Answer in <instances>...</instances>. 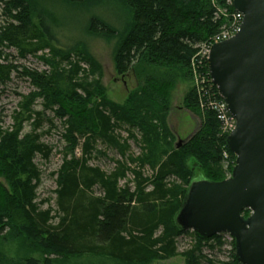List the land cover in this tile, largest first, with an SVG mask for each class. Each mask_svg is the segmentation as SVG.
I'll use <instances>...</instances> for the list:
<instances>
[{"label": "trees", "instance_id": "obj_1", "mask_svg": "<svg viewBox=\"0 0 264 264\" xmlns=\"http://www.w3.org/2000/svg\"><path fill=\"white\" fill-rule=\"evenodd\" d=\"M64 1L79 7L106 0ZM117 1L125 11L122 28L91 16L86 30L117 40L114 60L118 75L125 77L141 69L145 73L143 82L123 105L104 96L99 80L90 81L81 67L89 61L84 54H75L80 46L62 49L55 45L54 20L38 14L32 0H0L6 23L0 27V60L4 43L26 40L34 36L33 31L43 36L41 49H52L61 59L52 63L43 58L51 67L49 72L26 71L36 91L23 103L16 127L0 131V237L7 232L23 237L44 257L14 261L0 252V264H57L58 259L83 264L85 256L108 257L122 264H152L180 255L179 239L185 236L194 239L182 254L186 264H242L236 258L235 239L230 243L222 235L205 238L180 230L175 222L197 170L204 173L199 177L222 182L231 177L236 165L228 136L210 106L212 100L219 99L217 88L206 87L201 96L195 85L185 97L184 108L199 118L200 126L179 149L178 144L174 149L176 138L168 125L170 94L176 80L194 81V66L201 77H207L201 47L228 25L236 10L228 0ZM73 55L78 59H72ZM90 63L92 73H98L96 63ZM149 68L165 73L148 75ZM37 100L43 101L42 111L34 109ZM47 112L61 122L67 143V157L57 181V210L44 209V202H37L41 171L35 160L38 156L48 160L53 153L42 142L45 133L40 132ZM25 123H32L30 134H23ZM121 130H127L130 139L137 140L136 131L141 135L146 153L127 160L135 167L119 162L109 175L90 166L95 153L102 154L97 151L100 142L119 148L126 157L131 148L127 140L121 143ZM81 140L83 153L78 159L75 150ZM148 166L154 171L151 178L144 175ZM130 171L135 191L118 186V180ZM95 188L101 196L95 195ZM250 215L249 210L243 212L245 218ZM226 246L231 247L229 257L220 261L214 252Z\"/></svg>", "mask_w": 264, "mask_h": 264}, {"label": "rangeland", "instance_id": "obj_2", "mask_svg": "<svg viewBox=\"0 0 264 264\" xmlns=\"http://www.w3.org/2000/svg\"><path fill=\"white\" fill-rule=\"evenodd\" d=\"M32 3L35 5V11L38 14L45 13L54 20L52 21L56 24L55 34L57 39L55 45L62 49L80 46L75 54L80 55L82 53L84 54L83 58L89 61L88 63L82 62L81 67L90 75V81L99 80L104 96L108 100L119 105L125 104L129 94L143 82L144 71L141 69L137 72H131L125 77L118 75L114 60L117 40L92 35L86 30V24L91 16H98L115 27L122 28V23L125 21V11L121 4L117 0H106L96 5L79 7L69 5L64 0H32ZM222 13L225 16L227 15V17L230 16L225 10ZM1 14L0 10V27H3L6 23L5 18ZM33 34L34 36H30L28 39L18 43L6 42L3 44L2 52L4 55L0 60V65L2 66L0 67V131H7L16 127L18 114L22 112L23 103L36 91L30 79L26 76V71H51L50 65L43 60L44 57L52 63H59L61 60L54 50H42L41 48L44 46L43 36L39 37L38 31H33ZM72 59L78 58L73 55ZM90 61L96 63L99 69L98 73H92ZM62 66L66 67V63L63 62ZM147 71L150 72L148 75H162L165 73V70L154 68H149ZM194 86L195 82L193 80L177 79L170 94L168 125L176 138L174 149H176L179 142H187L200 126L199 118L184 108L185 97L193 90ZM35 104L34 109L36 111L44 109L43 101L37 100ZM31 124H24V135L32 132ZM40 132L45 133L42 142L50 146L53 153L48 160L41 156H38L35 160L41 171L37 202H44V209L52 208L57 210L55 204L57 199L56 191L58 189L57 181L60 169L64 163V157H67V143L62 137L64 130L61 122L55 119L51 112L46 113L44 127ZM119 134L121 135V143L127 140L131 148L127 152L126 157L122 156L119 148L100 142L97 145V151L102 154L95 153V157L90 160V166L98 167L109 175L117 170L119 162L127 163L132 169L135 167V165H130V161L127 162V160L130 156L137 159L146 153L140 142L141 135L136 131L137 140H135L130 139V134L127 130H121ZM83 143L84 141L81 140V145L75 150V156L78 159L82 158ZM69 158L71 159V156ZM144 172V175L148 178L154 175V171L149 166ZM202 175L204 173L201 170H197L194 176L197 178ZM134 181V174L130 171L127 173V177H121L118 180V186L120 188L128 186L132 191H135ZM2 182L7 188L9 187L4 179H2ZM150 190L152 189L150 188ZM94 192L96 196H101L102 194L99 188H95ZM222 236L230 243L234 240L228 235ZM193 244L194 239L192 237H182L179 239L180 255L163 262L155 261L152 264H186V258L182 254ZM229 250H231V247L226 246L223 251L214 252L216 254L215 257L220 261L226 260L229 257ZM0 252L14 261L28 257H44L43 252L37 250L32 242L27 241L23 237H13L8 232L0 237ZM206 253L208 254L210 251L206 250ZM82 260L83 264H122L102 256H85ZM57 264L67 263L58 259Z\"/></svg>", "mask_w": 264, "mask_h": 264}, {"label": "water", "instance_id": "obj_3", "mask_svg": "<svg viewBox=\"0 0 264 264\" xmlns=\"http://www.w3.org/2000/svg\"><path fill=\"white\" fill-rule=\"evenodd\" d=\"M233 7L244 17L240 31L213 46L208 66L236 120L227 139L236 165L222 182L196 178L175 222L205 238L228 235L239 262L264 264V0H233Z\"/></svg>", "mask_w": 264, "mask_h": 264}, {"label": "built area", "instance_id": "obj_4", "mask_svg": "<svg viewBox=\"0 0 264 264\" xmlns=\"http://www.w3.org/2000/svg\"><path fill=\"white\" fill-rule=\"evenodd\" d=\"M228 3L233 5V0H228ZM225 17H227V15ZM229 17L230 16H228L227 18ZM243 18V15L236 11L234 14H232L228 25L224 26L221 32L216 37H214L209 43L202 45L200 55L202 59L206 61V65L208 68L207 77L205 75L201 77L196 66H194V81L201 96H203V91L206 89V87H208L209 90H211L212 87H215L212 82L208 66V61L213 46L236 36L242 26ZM217 94L219 96V99L212 100L210 102V106L217 112L219 116V119L222 123L223 134L229 136L236 128V120L231 116L228 110L227 103L219 95L218 89Z\"/></svg>", "mask_w": 264, "mask_h": 264}]
</instances>
